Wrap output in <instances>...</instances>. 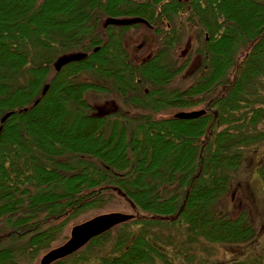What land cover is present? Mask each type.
<instances>
[{
    "label": "trees",
    "instance_id": "16d2710c",
    "mask_svg": "<svg viewBox=\"0 0 264 264\" xmlns=\"http://www.w3.org/2000/svg\"><path fill=\"white\" fill-rule=\"evenodd\" d=\"M139 25L157 36L145 59L125 37ZM68 54L83 58L56 70ZM202 108L195 119L171 116ZM0 128V264H35L70 219L114 190L144 215L115 248L142 231L100 264H171L153 243L168 221L152 217L177 214L168 223L191 241L254 243L246 214L215 207L252 147L264 188V0H0ZM252 264H264V247Z\"/></svg>",
    "mask_w": 264,
    "mask_h": 264
},
{
    "label": "rangeland",
    "instance_id": "374dc122",
    "mask_svg": "<svg viewBox=\"0 0 264 264\" xmlns=\"http://www.w3.org/2000/svg\"><path fill=\"white\" fill-rule=\"evenodd\" d=\"M2 2H4V0H2ZM235 4L241 7L239 12L240 16L242 18H247L248 15L242 10V3L236 1ZM135 27L134 30L128 31L125 37L130 38L132 50L141 42V45H143L141 52L147 57V55H150L157 47V36L153 34L152 30H146L143 25ZM131 32H133V35ZM187 82L188 80L182 82L183 87L187 85ZM97 95L90 94L89 96V101L94 105L100 103L99 96ZM103 110L112 111L113 105H108ZM99 111L102 112V110ZM253 149L254 147L250 148L245 153L243 165L233 173V179L230 181L227 194L216 203L215 210L223 212L222 214H226L232 219H235L241 213L249 216V220L257 235L255 242L252 243L249 241L245 245L214 244L198 237L197 241H191L189 239L190 234L185 227H180L179 225L168 222L156 223V227L161 231V235L167 238L171 237L169 241L163 238L160 243L165 250L166 259L169 260L171 264H230L231 262L252 264L255 263V258L261 255L262 248L264 247V188L262 182L255 173L257 168L255 160H257L258 154L255 155ZM257 149L260 154L264 153V146H260ZM104 211L133 212L130 205L123 198L114 196L111 200H108L106 205L87 209L70 219V223L56 236L54 243H59L65 238L69 231L68 226L72 222H81L91 215ZM157 228L156 230H158ZM127 230H129L128 227H121L106 238L112 237L118 231ZM136 233H140V231ZM110 245H112V243H110L109 246L107 245L100 248L104 251L102 252L103 254H109L111 252V250L107 252L105 250L108 247L110 248ZM154 245L156 248L159 247L158 243ZM100 249H93L91 246L89 251L92 252L87 255V262L89 256L95 259L101 253L99 251ZM83 251H85V248H82L80 252ZM35 264H38V257L35 260ZM154 264L160 263L155 262Z\"/></svg>",
    "mask_w": 264,
    "mask_h": 264
},
{
    "label": "water",
    "instance_id": "95a60500",
    "mask_svg": "<svg viewBox=\"0 0 264 264\" xmlns=\"http://www.w3.org/2000/svg\"><path fill=\"white\" fill-rule=\"evenodd\" d=\"M136 20H126V19H108L105 24H117V25H128L136 22ZM82 56L80 55H70L63 57L56 63V69H60L61 66L75 60H79ZM11 113H7L1 120L4 122L6 118ZM203 114V111H192V112H180L174 115V118L182 119H193L199 117ZM132 215L122 214V213H106L97 215L85 222H82L71 229L69 239L62 245L54 248L46 253L42 258L41 264H48L51 261L62 258L69 253L76 250L78 247L83 245L91 237L100 234L101 232L109 229L111 226L126 221L130 219Z\"/></svg>",
    "mask_w": 264,
    "mask_h": 264
},
{
    "label": "flooded vegetation",
    "instance_id": "af4514ba",
    "mask_svg": "<svg viewBox=\"0 0 264 264\" xmlns=\"http://www.w3.org/2000/svg\"><path fill=\"white\" fill-rule=\"evenodd\" d=\"M125 252H126V248H123V249L117 251V252L115 253V255H114L113 258H119V257H121ZM97 263H98V261H97Z\"/></svg>",
    "mask_w": 264,
    "mask_h": 264
},
{
    "label": "bare ground",
    "instance_id": "6f19581e",
    "mask_svg": "<svg viewBox=\"0 0 264 264\" xmlns=\"http://www.w3.org/2000/svg\"><path fill=\"white\" fill-rule=\"evenodd\" d=\"M75 263V260H71V264H74Z\"/></svg>",
    "mask_w": 264,
    "mask_h": 264
}]
</instances>
